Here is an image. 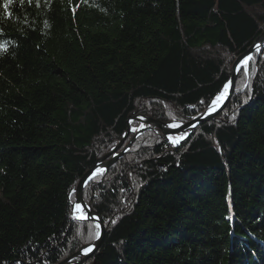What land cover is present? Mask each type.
I'll return each mask as SVG.
<instances>
[{
    "label": "trees",
    "instance_id": "1",
    "mask_svg": "<svg viewBox=\"0 0 264 264\" xmlns=\"http://www.w3.org/2000/svg\"><path fill=\"white\" fill-rule=\"evenodd\" d=\"M264 32V0H0V264H58L99 236L86 171L137 113L187 122ZM125 139L84 197L82 264H264V45L178 145Z\"/></svg>",
    "mask_w": 264,
    "mask_h": 264
},
{
    "label": "water",
    "instance_id": "2",
    "mask_svg": "<svg viewBox=\"0 0 264 264\" xmlns=\"http://www.w3.org/2000/svg\"><path fill=\"white\" fill-rule=\"evenodd\" d=\"M264 45V32L256 39V41L254 42V44L249 47L246 51H244L242 54H240L239 56H237L234 65H233V75L231 77V79L228 81L230 83V90H229V94L226 97V99L224 100V102L214 111L209 110V106L211 105V103L209 104V106L204 109V111L201 114H196L192 119H190L187 122H181V128L179 129H168L167 125L169 124L168 122H164V121H160L150 115H146V114H136L130 117V120H138V118L140 117H144L146 118L147 124L144 126H141V124L139 126H137L136 128L132 127V125H129V128L126 132L125 137L114 147L111 149L110 152H108L107 154H105L103 157H101L98 162L95 164L94 167H92L91 169H89L88 171L85 172V174L81 177L79 183H78V187H77V196H76V203L82 204L86 214L84 217H79V219H89V220H95L98 225L100 226V232H99V236L96 238V240L94 242H92L91 244H86L85 246H83L80 250H78L77 252H75L73 255L67 257L65 260L59 262L58 264H82L85 259L91 257L94 252L101 246L105 234H106V226L104 224V221L102 220V218L100 217L99 213L93 209V207L88 204V202L86 201L85 197H84V190H85V186L86 184L91 180V178L100 170L105 169L106 167H108L109 165H111L114 161H116L120 156H122L126 149L128 147H130V144H128L126 146V148H124L122 151L119 152V149L122 147L126 137L133 131L135 130V134L132 138L135 139L139 134H141L144 130L149 129V128H154V127H158L159 129L162 130L163 134L165 136L168 137L169 133H179L180 131H186V133L183 135L182 139L178 141V143H174L175 145H178L180 142H182L193 130L194 128L200 124L201 122L204 121H208V120H212L215 116H217L219 114V112L226 107V105L228 104V102L230 101V99L232 98L234 92H235V87H236V83H237V77H238V73L242 67L243 64H241L240 66L237 67L238 62L240 61V59H242L243 57L247 56V60L249 61L252 53L261 48ZM227 82V83H228ZM180 122V121H178ZM74 204V206H75ZM87 250L86 253H83L84 250ZM75 258H78L77 260H74Z\"/></svg>",
    "mask_w": 264,
    "mask_h": 264
},
{
    "label": "bare ground",
    "instance_id": "3",
    "mask_svg": "<svg viewBox=\"0 0 264 264\" xmlns=\"http://www.w3.org/2000/svg\"><path fill=\"white\" fill-rule=\"evenodd\" d=\"M259 49H257V50H259ZM248 62L249 61L247 60V56H245L242 59H240V61L237 64V67L240 66L241 64L244 65V64H246ZM229 90H230V83L228 82V83L225 84V86L223 87V89L213 98L211 105L210 106L208 105L209 106V110L214 111L215 109H217L224 102V100L226 99V97L228 96ZM202 112H199L198 114H201ZM137 114H141V113H137ZM138 120H139L141 126H144V125L147 124L146 118H144V117H140V118H138ZM167 128L168 129H179V128H181V122L172 120L167 125ZM185 133H186V131L183 130V131H180L179 133H169L168 136H169V138L171 139L172 142L177 143L179 140L182 139V137H183V135ZM85 214H86V211H85L83 205L82 204H79V203L75 204V206H74V215H76L77 217H84ZM87 250H89V249L87 248L86 250L83 251V253H86Z\"/></svg>",
    "mask_w": 264,
    "mask_h": 264
},
{
    "label": "rangeland",
    "instance_id": "4",
    "mask_svg": "<svg viewBox=\"0 0 264 264\" xmlns=\"http://www.w3.org/2000/svg\"><path fill=\"white\" fill-rule=\"evenodd\" d=\"M133 120H134V119H133ZM175 121H179V120H175ZM138 122H139V121H138ZM166 122L169 123V122H171V121H166ZM180 122H183V121H180ZM139 125H140V122H139ZM139 125H138V126H139ZM136 127H137V126H135L134 128H136ZM133 131H134V130H133ZM168 139H169L170 143H172L173 145H175L174 142L171 141V139L169 138V136H168ZM177 143H178V142H177ZM116 145H117V144H116ZM116 145H115V146H116ZM115 146H114V147H115ZM114 147H113V148H114ZM110 151H111V150H110ZM110 151H109V152H110ZM106 154H107V153H106ZM75 203H76V201H75ZM75 203H74V204H75ZM88 204H89V203H88ZM73 217H74V218H77L78 220H82V219H79V217H77L76 215H74V211H73ZM84 246H85V245H84ZM73 254H74V253H73ZM73 254H72V255H73ZM70 256H71V255H70ZM77 259H78V258H75L74 260H77Z\"/></svg>",
    "mask_w": 264,
    "mask_h": 264
}]
</instances>
